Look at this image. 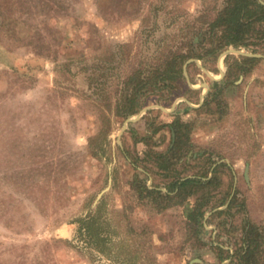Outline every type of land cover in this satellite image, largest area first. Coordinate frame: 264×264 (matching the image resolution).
<instances>
[{
    "label": "rangeland",
    "instance_id": "374dc122",
    "mask_svg": "<svg viewBox=\"0 0 264 264\" xmlns=\"http://www.w3.org/2000/svg\"><path fill=\"white\" fill-rule=\"evenodd\" d=\"M227 1L0 0V264H264V57L224 55L264 30L217 50Z\"/></svg>",
    "mask_w": 264,
    "mask_h": 264
},
{
    "label": "trees",
    "instance_id": "16d2710c",
    "mask_svg": "<svg viewBox=\"0 0 264 264\" xmlns=\"http://www.w3.org/2000/svg\"><path fill=\"white\" fill-rule=\"evenodd\" d=\"M213 26L217 27L221 32V35L214 42L217 43L216 49L221 50L227 46L234 45H247L246 42L248 35L251 31L256 30V26L261 24V31L264 30V4L260 0H228L225 9L220 11L219 16L213 21ZM260 30V29H258ZM195 56V55H193ZM178 57H183L180 66V73L184 77V64L186 60L190 57H185V55H179ZM257 58L246 57L245 62H254ZM134 112V111H132ZM206 182L198 178H178L176 180V197H188L194 194L196 189L194 187L202 186ZM203 184V185H204ZM149 190L148 188H146ZM152 192H157V190H149ZM160 193V192H158ZM168 194V193H167ZM177 204L179 203L177 201ZM207 205V200L202 201L195 205V208H190L186 206V214L188 219L195 221L196 231H200L204 227V220L206 219V213L209 208H205ZM205 208V209H202ZM215 207H213L214 209ZM251 246V245H250ZM254 252L252 247L248 249V255ZM245 258V257H244ZM246 263L249 262V257L246 259ZM253 263V260H251Z\"/></svg>",
    "mask_w": 264,
    "mask_h": 264
},
{
    "label": "water",
    "instance_id": "95a60500",
    "mask_svg": "<svg viewBox=\"0 0 264 264\" xmlns=\"http://www.w3.org/2000/svg\"><path fill=\"white\" fill-rule=\"evenodd\" d=\"M232 52H239V53H242L243 55H247V56H250V57H254V58H261V57H264L263 55H261V54H254V53H244V52H241V51H239L238 49H231V50H228V51H226V53H224V55H226V54H228V53H232ZM194 60V59H193ZM186 74H187V72H186ZM222 75H224L223 73H222ZM206 86H208L207 84H206ZM192 105V104H191ZM149 109H152V107H149V108H147L146 110H149ZM164 109V108H163ZM135 119L133 118V117H130L129 119H128V121H134ZM124 129H126V125H125V128Z\"/></svg>",
    "mask_w": 264,
    "mask_h": 264
}]
</instances>
